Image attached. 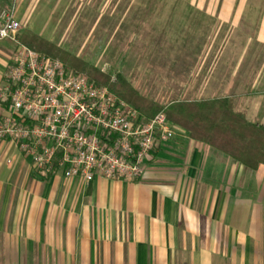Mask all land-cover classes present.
I'll list each match as a JSON object with an SVG mask.
<instances>
[{"label": "crops", "instance_id": "crops-1", "mask_svg": "<svg viewBox=\"0 0 264 264\" xmlns=\"http://www.w3.org/2000/svg\"><path fill=\"white\" fill-rule=\"evenodd\" d=\"M36 1L0 8L35 12ZM214 1L182 7L206 31L199 95L228 99L264 125V0ZM156 2L133 10L149 13ZM175 130L134 182L43 176L14 143L0 142V264H264V166L244 167Z\"/></svg>", "mask_w": 264, "mask_h": 264}, {"label": "built area", "instance_id": "built-area-1", "mask_svg": "<svg viewBox=\"0 0 264 264\" xmlns=\"http://www.w3.org/2000/svg\"><path fill=\"white\" fill-rule=\"evenodd\" d=\"M20 32L15 9L0 8V43L14 46L0 88V142L14 143L43 176L141 180L151 152L177 135L165 115L145 119L107 88L22 45Z\"/></svg>", "mask_w": 264, "mask_h": 264}, {"label": "rangeland", "instance_id": "rangeland-1", "mask_svg": "<svg viewBox=\"0 0 264 264\" xmlns=\"http://www.w3.org/2000/svg\"><path fill=\"white\" fill-rule=\"evenodd\" d=\"M37 3L35 12L27 11V6L17 12L13 3L20 35L25 30L42 34L41 38L59 49L99 70L105 68L101 71L112 79L122 76L140 94L161 105L202 100L200 56L206 31L203 32L199 17L184 14L185 0H157L149 13H139L133 8L148 7L153 0ZM55 4L58 7L48 13ZM129 7L130 13H123ZM4 46H8L4 50L12 55L14 46L0 43V47Z\"/></svg>", "mask_w": 264, "mask_h": 264}, {"label": "trees", "instance_id": "trees-1", "mask_svg": "<svg viewBox=\"0 0 264 264\" xmlns=\"http://www.w3.org/2000/svg\"><path fill=\"white\" fill-rule=\"evenodd\" d=\"M19 42L46 58L60 61L73 75L107 88L145 119L162 113L174 128L191 140L222 153L235 163L250 169L264 166V125L250 123L243 114L233 110L228 99L161 105L140 94L122 76L112 79L111 75L30 31L25 30Z\"/></svg>", "mask_w": 264, "mask_h": 264}]
</instances>
